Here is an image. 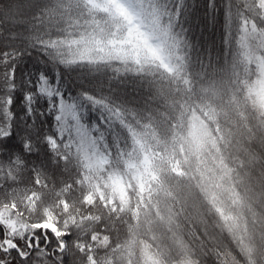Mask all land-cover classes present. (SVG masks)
Listing matches in <instances>:
<instances>
[{"label": "snow or ice", "instance_id": "obj_1", "mask_svg": "<svg viewBox=\"0 0 264 264\" xmlns=\"http://www.w3.org/2000/svg\"><path fill=\"white\" fill-rule=\"evenodd\" d=\"M0 264H264V0H0Z\"/></svg>", "mask_w": 264, "mask_h": 264}, {"label": "trees", "instance_id": "obj_2", "mask_svg": "<svg viewBox=\"0 0 264 264\" xmlns=\"http://www.w3.org/2000/svg\"><path fill=\"white\" fill-rule=\"evenodd\" d=\"M252 147H253L254 150H257L258 151L259 150V144H258V142L255 143V144H253Z\"/></svg>", "mask_w": 264, "mask_h": 264}]
</instances>
